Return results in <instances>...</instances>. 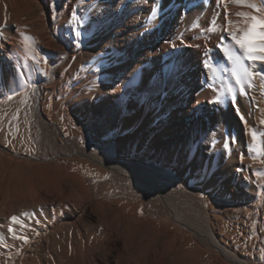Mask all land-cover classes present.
<instances>
[{"label": "bare ground", "instance_id": "obj_1", "mask_svg": "<svg viewBox=\"0 0 264 264\" xmlns=\"http://www.w3.org/2000/svg\"><path fill=\"white\" fill-rule=\"evenodd\" d=\"M27 1L26 15L21 2L0 0V71L6 66L13 72L28 62L34 89L48 83L41 87L47 116L73 122L87 109L104 113L122 101L121 127L128 131L118 149L133 141L143 147L149 133L163 146L189 143L180 167L199 171V186L189 187L202 206L184 190L145 180L131 165L101 162L138 180L133 193L125 194L137 202L138 221L166 230L148 251L151 264L164 253L169 264H192L196 249L203 256L214 251L225 264H252L220 240L218 230L227 232L229 223L217 214L223 198L248 196L250 203L264 185V61L247 59L233 38L243 35L251 16L264 18V0H79L71 15L61 11L54 24L44 0ZM217 97L221 103L209 102ZM61 102L64 116L49 111ZM207 132L214 139L200 144ZM199 155L205 157L197 160ZM99 172L105 176L108 170ZM68 175L76 187L65 186V195L48 187L40 197L52 214L75 212L58 241L76 251L65 264H143L142 246L95 213V178ZM102 187L99 204L109 210L113 191ZM92 244L97 249L91 250Z\"/></svg>", "mask_w": 264, "mask_h": 264}, {"label": "rangeland", "instance_id": "obj_2", "mask_svg": "<svg viewBox=\"0 0 264 264\" xmlns=\"http://www.w3.org/2000/svg\"><path fill=\"white\" fill-rule=\"evenodd\" d=\"M16 1L22 3L27 15L30 10L28 1ZM44 1L49 6L54 24L61 11L71 15L79 0ZM27 66L28 62L24 66L17 65L13 72H9L6 66L0 71V264H65L76 252L58 242L64 239L68 224L75 219V212L64 210L52 214L40 201L42 190L48 187L61 189L60 195H65L71 186L76 187L68 172H85L86 179L95 178L97 188L92 197L95 213L110 220L111 226L117 227L124 236L128 235L129 241L135 240L136 246H142L143 264H151L148 251L162 240L166 230L144 219L138 221L139 214L133 209L137 202L125 196L128 192L133 193L138 180L105 167L101 162L131 165L143 175L146 170L154 171L160 176L156 180L169 188L184 190L194 199L197 197L202 206L201 198L189 187L199 186V171L180 167L181 155L190 150L189 143L170 142L163 146L149 133L143 147L133 141L118 149L117 142L122 141L128 131L121 127L122 101L117 102L111 111L95 114L94 107L83 111L82 116L73 122L58 123L47 116L41 106V87L48 83H40L34 89ZM59 99L64 100V97ZM64 107V102L59 106L53 103L49 111L64 116ZM213 139V133L207 132L199 141L206 144ZM202 157L205 156L199 155L197 160ZM102 170H108V173L102 176L99 172ZM262 181L264 183V174ZM102 185H109L113 191L109 210L99 204ZM120 198L125 202L115 201ZM219 204L223 211L217 215L229 223L227 232L218 230L220 240L252 264H264V185L260 195L250 203L247 196L244 200L223 198ZM12 217L17 220L13 221ZM118 222H121L120 226ZM154 231L159 234L157 238L153 237L156 236ZM97 247L92 244L91 250ZM27 249L29 251L22 258ZM192 258V264H225L214 251L203 256L196 249ZM169 262L170 258L164 253L154 264Z\"/></svg>", "mask_w": 264, "mask_h": 264}, {"label": "snow or ice", "instance_id": "obj_3", "mask_svg": "<svg viewBox=\"0 0 264 264\" xmlns=\"http://www.w3.org/2000/svg\"><path fill=\"white\" fill-rule=\"evenodd\" d=\"M238 4H243L246 2V0H235ZM253 8L256 7L255 4L251 5ZM239 15H247L246 13H239ZM7 21V18H5V22ZM229 34L231 35V31H229ZM78 35V33H77ZM233 38L236 40V43L240 46V48L245 50V53L247 55V59L250 61H264V18L258 17V16H251L250 17V24L248 27L243 30V35L239 38L233 36ZM171 47L175 48L176 45L173 43L171 44ZM256 53H261V55H257ZM261 76H264V73L260 74ZM210 103H221L220 98L217 97L213 101H209ZM235 110L238 115L242 117V114L239 112V106L234 105ZM264 123V121H262ZM253 138H255L256 133H252ZM225 148H228L229 145L225 144ZM207 175V173H206ZM144 179L148 181L160 179V176L157 175L154 171L146 170ZM12 220H17V217H12Z\"/></svg>", "mask_w": 264, "mask_h": 264}]
</instances>
